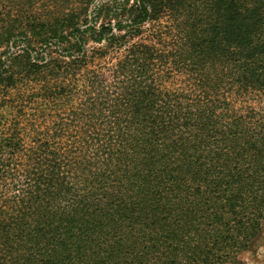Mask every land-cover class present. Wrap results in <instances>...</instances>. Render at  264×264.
<instances>
[{"label": "trees", "instance_id": "trees-1", "mask_svg": "<svg viewBox=\"0 0 264 264\" xmlns=\"http://www.w3.org/2000/svg\"><path fill=\"white\" fill-rule=\"evenodd\" d=\"M94 1L0 3V264H245L264 0Z\"/></svg>", "mask_w": 264, "mask_h": 264}, {"label": "rangeland", "instance_id": "rangeland-1", "mask_svg": "<svg viewBox=\"0 0 264 264\" xmlns=\"http://www.w3.org/2000/svg\"><path fill=\"white\" fill-rule=\"evenodd\" d=\"M14 4L19 5V8L21 12H24L27 8V6L23 5V0H11ZM107 0H95L94 3L91 5L90 9H94L98 5H101L102 3H105ZM0 3H2V0H0ZM42 0H37L36 4L33 5V7L30 9L28 12L29 15H32L33 18H39L37 16H40L42 18V15L44 14L45 10L42 8ZM73 0H61V7H66L67 9L73 7L72 4ZM3 4H6V1L3 2ZM2 4V5H3ZM67 4H70L69 6H66ZM66 11V10H65ZM68 11V10H67ZM20 11H18V8L14 9L11 11L12 16H15L18 14ZM20 16V15H18ZM17 16V17H18ZM22 21L24 22V17H22ZM100 22V21H99ZM244 263L245 264H264V240L261 243L260 246L257 247L256 252L254 255H245L244 256Z\"/></svg>", "mask_w": 264, "mask_h": 264}]
</instances>
